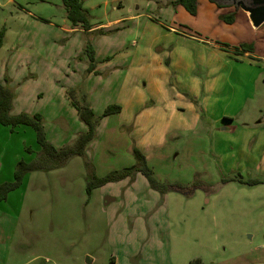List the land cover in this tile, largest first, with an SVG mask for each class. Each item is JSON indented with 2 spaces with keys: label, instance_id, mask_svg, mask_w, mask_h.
<instances>
[{
  "label": "rangeland",
  "instance_id": "1",
  "mask_svg": "<svg viewBox=\"0 0 264 264\" xmlns=\"http://www.w3.org/2000/svg\"><path fill=\"white\" fill-rule=\"evenodd\" d=\"M81 1L101 27H75L63 0H0V78L7 85L9 74L17 94L11 113L41 114L44 141L58 150L90 132L80 112L89 107L95 121L81 150L26 171L0 199V264H235L250 252L264 261V75L244 96L246 71L207 40H220L218 31L203 29L197 6ZM195 67L211 85L205 119L193 132H168L192 123L196 103L186 106L191 97L178 87H193ZM237 102L238 131L217 133L221 112ZM134 148L158 182L190 193L161 192L141 171L88 191L93 176L136 164ZM41 149L32 125L0 123V185ZM108 195L115 200L105 204Z\"/></svg>",
  "mask_w": 264,
  "mask_h": 264
},
{
  "label": "crops",
  "instance_id": "2",
  "mask_svg": "<svg viewBox=\"0 0 264 264\" xmlns=\"http://www.w3.org/2000/svg\"><path fill=\"white\" fill-rule=\"evenodd\" d=\"M238 0H197V8L198 12L200 14V24L203 29H208L209 31L217 30V36L218 39H207L209 41H213L212 45L219 49L223 54L228 58L232 59L234 58L237 61H240V64L243 66V69L246 71L247 75V83L244 82V86L246 88L244 96H247L248 94L252 93L253 88L256 86L257 82L261 79V77L264 75V23L261 24L258 27H255L252 24V21L250 20L249 14L243 10L241 7L237 4ZM233 16V20L228 22L225 20V18ZM103 24H99L97 26L92 25V28L90 30L86 31H92L94 29H98ZM77 27V25H75ZM227 42V43H225ZM242 44H246V47L243 48ZM226 46H232L235 49L236 53H239V55H236V57L233 55H230L226 51ZM247 58V59H245ZM245 59V60H243ZM262 63V64H261ZM203 66H207L211 70V68H215V64L211 63H203ZM192 66V65H189ZM263 70V71H262ZM178 71L183 72L182 68L179 67ZM190 74H193V87H188L182 89V87H178V90L180 91L181 95H187L191 97L190 101H192L189 104H185L186 106H189L192 103H196V106L194 108L193 105L190 107L193 111V118L192 123L184 125V126H174L170 129H167L168 132H171V130L174 129H184L185 132H193V130L196 127V124H199L202 119L201 113L207 111V105L210 100H207L208 96L204 97V102L202 103V96H204V93L206 94V90L211 89V85H203V82L200 80V76L196 73V67L190 68L188 71ZM7 86L12 89L14 92V80L13 78L7 74ZM220 83V82H219ZM220 86H223L222 83L219 84ZM256 88V87H255ZM184 90V91H183ZM16 92V91H15ZM16 94V93H14ZM17 95V94H16ZM246 98V97H245ZM229 104H227L228 107ZM183 108V107H180ZM240 109H242V106L238 104V102L235 104H230V109L223 110L221 112L222 119H217L216 122L217 125H214V128L216 131L222 132V133H230V132H236L238 131V127L231 126L230 124H235V118L233 117L234 114L236 115L238 112H240ZM201 110H203L201 112ZM13 112V110H12ZM26 112V111H24ZM18 114V113H14ZM264 115V114H263ZM262 125L264 126V117L259 120ZM259 124V123H258ZM258 127V126H257ZM167 132V133H168ZM203 135V133H202ZM231 155L226 154L224 155V159L230 158ZM254 158V164L257 166V162H259L260 158L257 157ZM252 163V162H250ZM249 164V163H248ZM263 247H260V245L257 247V251H260ZM253 252L247 253L248 254V260L243 258L242 255H235V257L232 259L233 262L235 261V264H264V261H258L257 259H253L254 256H252Z\"/></svg>",
  "mask_w": 264,
  "mask_h": 264
},
{
  "label": "trees",
  "instance_id": "3",
  "mask_svg": "<svg viewBox=\"0 0 264 264\" xmlns=\"http://www.w3.org/2000/svg\"><path fill=\"white\" fill-rule=\"evenodd\" d=\"M182 1L192 13H195L197 0H182ZM63 2L67 10V17L74 25L81 24L85 30H90L92 28L88 11L84 8L81 0H63ZM225 20L230 22L233 20V16H229L225 18ZM3 35H4V28L0 33V47L2 46ZM242 47L245 48L246 44H242ZM14 97L15 95L12 89L9 88L7 85H5L2 79L0 78V123L4 125L12 124L13 126L17 124L32 125L33 128L37 131V139L40 143H42V149L40 150L36 159H34L33 161L31 162L20 161L18 163L17 168L15 170L14 180L11 182H5L2 185H0V199H6L8 193L11 190L20 186L22 182V178L26 173V171L44 169L46 168L44 163L49 161L50 159L56 160L58 157H61L62 156L61 154H64V152L72 153V151L76 152V150L77 151L81 150L84 143L87 142L88 139L92 136L93 127L95 125V121H93V115H94L93 111L89 107H87L82 113L80 112V114H81V118L90 125V129H91L90 132L84 134L81 133L79 135V139H77L74 144L69 145L68 147L63 148L61 150H58L53 145H49L44 141L43 128L38 122L42 117L41 114L39 113L30 114L24 111L18 114L11 113ZM117 109L119 108L112 107L106 113L115 111ZM133 152L137 158L136 164L130 167H126L123 170L113 171L105 175L104 177L93 176L94 177L93 181L88 182L87 185L88 191L90 192L92 188L102 185L106 182L119 180L121 178L129 176L134 171H141L147 177L149 184L153 188L161 192H164V189L170 187V188L179 189L186 193H190L189 187L185 188L184 186H179L177 184L167 185L158 182L153 176L152 170L147 165L144 154L138 148H134Z\"/></svg>",
  "mask_w": 264,
  "mask_h": 264
},
{
  "label": "water",
  "instance_id": "4",
  "mask_svg": "<svg viewBox=\"0 0 264 264\" xmlns=\"http://www.w3.org/2000/svg\"><path fill=\"white\" fill-rule=\"evenodd\" d=\"M237 4L249 14L255 27L264 23V0H240ZM114 200V197L108 195L104 198V203L109 204Z\"/></svg>",
  "mask_w": 264,
  "mask_h": 264
},
{
  "label": "flooded vegetation",
  "instance_id": "5",
  "mask_svg": "<svg viewBox=\"0 0 264 264\" xmlns=\"http://www.w3.org/2000/svg\"><path fill=\"white\" fill-rule=\"evenodd\" d=\"M238 1H240V0H238ZM238 1H237V2H238Z\"/></svg>",
  "mask_w": 264,
  "mask_h": 264
}]
</instances>
